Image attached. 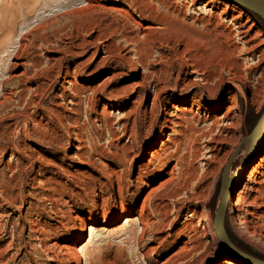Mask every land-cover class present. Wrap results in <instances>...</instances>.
<instances>
[{"label":"rangeland","instance_id":"1","mask_svg":"<svg viewBox=\"0 0 264 264\" xmlns=\"http://www.w3.org/2000/svg\"><path fill=\"white\" fill-rule=\"evenodd\" d=\"M148 1L157 14L156 21L140 18L123 0H0V14L4 13L14 22L13 44L0 54V93L4 79L15 76L5 86L6 95L9 90L15 93L12 100L6 102L0 118V190L16 198V209L0 204V256L8 264H58L49 258L61 253V245L76 248V255L83 247L84 252L86 248L89 252L100 248L98 254L106 264H224L225 258L247 264L221 248L217 238L216 243L210 244V235L200 232L212 226L225 162L215 161L205 171H197L196 179L190 176L189 169L184 170L174 184L162 188L163 198L153 200L146 206L145 213L152 212L156 204L167 205V225L160 229L161 239L167 238L162 243L148 242L146 233L141 242H136L132 234L140 233V227L124 222L126 216L138 212L149 190L143 183H137L136 177L144 163L142 156L151 135L148 128L138 125L142 136L137 142L141 145L140 152L137 156L131 153L133 157L127 161V172L118 171L120 168L111 163L104 149L116 151L123 144H130L132 138L126 134L110 141L108 129L100 126L99 119L106 114L116 122L127 110L119 108L124 100L110 101L109 95L102 92L105 88L125 87L144 72L157 71L165 63L170 64L173 77L179 73L184 82L195 77L194 73H182L180 55L169 60L175 51L183 50L184 45L189 46L190 56L198 55L224 65V75L229 69L232 73L240 69L248 86H258L264 81V70L261 71L264 63L252 59L248 48L254 32L260 31L264 39L260 25L264 22L255 14L260 22L253 17L246 22V14L234 19L238 9L227 5L226 0H166L172 3L166 6L156 0ZM175 3L180 8L175 7ZM121 10L128 11L129 17ZM149 26L152 27L150 32L145 31ZM175 39L181 43L172 48L167 43ZM23 43L29 44L26 52L36 63L29 76L21 75L23 67H12L13 54ZM260 49L264 50V43ZM230 53L233 54L229 56ZM153 79L157 80L158 76L153 75L148 84L143 107L150 106ZM229 87H232L230 83L220 86L218 92L223 101L229 95ZM240 87L243 95L233 90L238 102L234 113H240L242 122L234 130L243 138L251 133L264 113V87L254 101L246 86ZM20 90L24 92L19 106ZM75 90H78L76 95ZM31 99L39 105H27V100ZM211 102L203 99L199 110H211ZM23 108L29 113L25 120L30 139L25 138L23 132L14 136V122L18 121L24 129V118L8 119L11 111L22 112ZM49 109L54 112L51 116ZM33 120L42 125H34ZM130 126L131 121H128V130ZM37 133L44 134L50 144L39 143L34 138ZM10 138L18 143L19 153L11 155ZM76 139L84 147L80 152L74 147ZM240 143L233 146L236 154L230 174L243 168L247 158V151L239 150ZM98 152H102L103 157ZM85 153L91 154L96 165L90 163ZM252 158L251 154L236 193L247 182ZM8 161L11 169L7 167ZM98 168L104 172L111 168L116 172L112 185L105 182ZM166 178V175L152 174L144 181L147 185L149 181L152 189ZM102 181L105 185L100 184ZM236 197L233 195L228 201L225 229L234 245L264 261V247L256 240L245 238L238 221L231 220L230 206ZM169 220L172 222L168 225ZM198 221L196 236L201 243L196 250H186L176 256L188 240L182 232L184 225L191 227ZM32 227L48 231L47 244L57 246L54 254L42 252ZM150 247L155 248L152 254ZM69 260L64 264H73L72 258Z\"/></svg>","mask_w":264,"mask_h":264},{"label":"bare ground","instance_id":"2","mask_svg":"<svg viewBox=\"0 0 264 264\" xmlns=\"http://www.w3.org/2000/svg\"><path fill=\"white\" fill-rule=\"evenodd\" d=\"M212 1L221 2V0ZM260 1L264 4V0ZM123 2L140 18L147 17L153 21L158 19L153 5L148 0H123ZM156 2L165 6L172 5V3H168L166 0H156ZM225 2L227 5L230 4L238 9L239 13L234 16V19L243 18L244 14H246V22L252 18L249 14L251 12L239 3L229 0ZM173 5L180 8L176 3ZM2 11L5 12L4 9ZM121 11L125 16L129 15L128 11ZM130 21L135 23L133 19H130ZM13 26V20L4 13H1L0 54L5 53L6 47L13 44L11 41V34L14 33ZM144 29L150 32L149 29H152V27L149 26ZM261 36L262 34L260 31L254 32L248 49L252 53V59H256V62L264 63V50L260 49L264 43V39H262ZM18 37L19 36H16L15 38L18 39ZM180 43L179 40L175 39L167 44H170L173 48L176 44L179 45ZM28 47V43H23L13 54L15 61L12 63V67H23L22 76H29L30 71L36 68V63L28 57L26 52ZM189 52V46L184 45L183 50L180 52L175 51L174 54L169 57V60H171L180 55L179 68L184 69L182 73L184 75L195 74V77L188 82H184L179 73L173 77L169 70L171 69L170 64L165 63L157 71L144 72L140 78L125 87L105 88L102 91L103 94L107 93L109 95L107 98L110 99V101H112V99L116 101L124 100L125 103L120 105L119 108L123 110L127 109L124 112V116L118 117L116 122L106 114L102 115L99 119L100 126L108 129L110 141L113 138L118 139L126 134L132 138L130 144H123V146L116 148V151H106V149H104L111 163H114L116 167L120 168L118 171L127 172L129 170V162L127 161H130L133 157L131 153L137 156L140 152L141 145L137 144V142L142 136L138 131V125H143V127L148 128V135H151L148 148L143 152L142 159L144 163L139 167V174L136 177V182L143 183L145 187L148 186L149 190L138 212L135 215L131 214L126 216L124 222L140 227V233L132 234L133 238H135V241L138 243L144 239V234L146 233H148V242L153 240L162 243L167 238L164 237L161 239L162 235L160 236V229L167 225L165 223L167 205L156 204L152 212H148V214L145 213L147 205L149 207L156 198H163L164 195L160 194L162 188L174 184V181L180 178L184 170L189 169L190 176L196 179L197 171L198 173H200V171H205L207 167L215 161L219 163L225 162V164H227L229 157L236 151L233 149V146H236L243 138L240 135L238 136L234 130L240 126L242 118L240 113H234L237 109L238 102L233 90L243 95L240 85L246 86L251 94V101H254V98L259 95L264 87V81H261L259 84L256 83L258 85L256 87L251 85L248 86L245 77L241 76L242 72L240 69L234 70L235 72L233 73L230 72L229 69L224 75L222 72L225 68L224 65L210 62L204 59V57L199 58L198 55L190 56ZM232 54L233 53H230L229 56ZM262 70H264V68H262L261 71ZM135 72H138V69H136ZM153 75L158 76V79H153L154 92L150 99V106L147 105L143 107L144 98L148 91L147 87L148 84H151ZM13 77L15 76H7L2 83L3 88L2 93H0V118L4 113L6 102L11 101L12 95L15 93L9 90V95H6L4 92L6 89L5 86L8 85ZM258 78H260V76H258L257 79ZM226 83H230L232 87H229V95L227 99L223 101L218 91L220 86ZM20 92L21 93L17 96L19 106L22 104V93L24 91L20 90ZM74 93L76 95L78 90H75ZM203 99L212 101L213 107L210 108L211 110H207L206 108L199 110L201 109L200 102H202ZM26 104L36 107L39 105V102L31 99L29 101L27 100ZM22 110V112L19 111L16 113L11 111L8 119L17 120L19 116L20 118H24L22 119L24 129L21 128L18 121L14 122V136L23 132L25 138L30 139V132H28L27 129L28 124L25 120L26 117H29V113L24 108ZM48 111L49 115L54 113L50 109ZM128 121H131L129 130ZM33 123L37 126L42 125L41 122H36L35 120H33ZM260 132L259 136L253 140H248L247 144L239 149L242 153L248 152L249 150L250 155H253L252 159H254L253 164L247 171V182L244 184L243 189L239 193L235 192L243 176L244 167L246 166L245 163L242 165L244 167L241 169L239 168L234 174L228 173V176L223 179V181L221 180V183L222 192H226V190L230 192L229 199L232 198L233 195H237L236 200L230 206L232 222L235 223V221H238L242 229L241 232L245 238L256 240L257 243L264 247V150L262 149L264 145V125ZM164 137H166L165 140H163ZM34 138L39 143L50 144V140L45 139L44 134H34ZM76 140L77 144L74 147L80 152L84 147L79 144V139ZM8 141L11 144V155L19 153L18 143L16 144L13 138L8 139ZM141 144H144V141H141ZM101 153L102 152H98V155L103 157ZM85 155H87L91 164L96 165L94 161L91 160V154L85 153ZM202 160H205L203 164L200 162ZM231 162L229 163L228 171L231 170ZM10 165L11 163L8 161L7 167L11 169ZM98 169V172L101 177L105 179V182L112 185V177H116V172L111 170V168H108V172H104V170L100 168ZM152 174H156L157 176L166 175L167 178L160 182L158 187L150 189V182L148 181L147 185L144 180L147 176L149 178ZM100 184L105 185L103 181L100 182ZM22 194L23 192L21 191V202L23 201ZM15 202L16 198L13 197V195L6 192L4 193L0 190V204H5L16 209ZM248 206L252 207L254 210H250L247 208ZM121 209L124 210V206L121 205ZM170 222H172V220H169L168 225ZM199 223L200 221L191 227H188V224L184 225L185 230L182 229V232L187 235L188 240L185 241V245L180 248L176 256H179L186 250H196L198 247L197 244L201 243L200 238L196 236ZM32 228V231L37 233L36 238L41 245L42 252L54 254V249L57 246L56 244H47L48 231L42 228ZM89 229L92 230L93 227L89 226ZM212 230L213 225L200 231L203 235H210V244L216 243V237L213 233L214 230ZM89 239L87 243L90 242ZM189 244L192 245L188 247ZM59 248L61 253L59 255L54 254L49 258L58 264H64L65 260L71 261L69 260L70 258H72L73 264H82L83 261L86 264H102L103 262L98 254L100 248H93L91 252L87 251L86 248L84 252L85 249L83 247L78 255H76V248L74 247L61 245ZM149 249L151 254L154 253L155 248L150 247ZM26 253L30 255L28 252ZM149 257L150 254L148 255V258ZM0 261H4L2 256H0ZM6 261L2 264H8ZM103 263L106 264V262ZM223 263L242 264L231 258H225Z\"/></svg>","mask_w":264,"mask_h":264},{"label":"water","instance_id":"3","mask_svg":"<svg viewBox=\"0 0 264 264\" xmlns=\"http://www.w3.org/2000/svg\"><path fill=\"white\" fill-rule=\"evenodd\" d=\"M231 1L239 3L241 6H243L245 9L258 16L264 22V4L260 0H231ZM263 125H264V113L262 114L261 118L255 125L251 133L243 137L240 146L247 144L248 140H253L257 136H259ZM235 154L236 152H234L229 157L228 162L222 171L221 174L222 181L228 176L229 173L228 166L229 163L234 158ZM249 159H250V151L248 150L247 158L243 163L247 165ZM229 193L230 192H227V190L226 192H222V183H221V188L219 190L217 197V205L212 221L213 230L216 235L217 241L219 242L221 248H224L228 252L233 253L238 258L243 259L244 262H246L247 264H264V261L257 259L253 255L246 253L245 251L239 249L236 245H234L231 237L229 236V234L225 229V216H226V210L229 200Z\"/></svg>","mask_w":264,"mask_h":264},{"label":"trees","instance_id":"4","mask_svg":"<svg viewBox=\"0 0 264 264\" xmlns=\"http://www.w3.org/2000/svg\"><path fill=\"white\" fill-rule=\"evenodd\" d=\"M249 14L254 18V20H257L258 22H260L259 18L254 17V15H252L251 13H249ZM260 25H262L261 30L264 31V25L262 23H260Z\"/></svg>","mask_w":264,"mask_h":264}]
</instances>
